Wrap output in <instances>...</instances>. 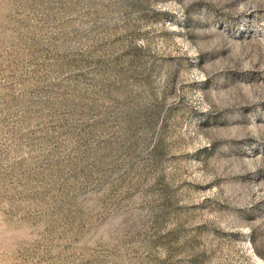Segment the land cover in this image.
<instances>
[{
	"label": "rangeland",
	"instance_id": "obj_1",
	"mask_svg": "<svg viewBox=\"0 0 264 264\" xmlns=\"http://www.w3.org/2000/svg\"><path fill=\"white\" fill-rule=\"evenodd\" d=\"M0 264H264V0H0Z\"/></svg>",
	"mask_w": 264,
	"mask_h": 264
}]
</instances>
